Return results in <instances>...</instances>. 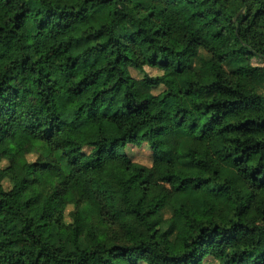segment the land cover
Listing matches in <instances>:
<instances>
[{"label":"trees","instance_id":"1","mask_svg":"<svg viewBox=\"0 0 264 264\" xmlns=\"http://www.w3.org/2000/svg\"><path fill=\"white\" fill-rule=\"evenodd\" d=\"M261 191L264 0H0V264H264Z\"/></svg>","mask_w":264,"mask_h":264},{"label":"rangeland","instance_id":"2","mask_svg":"<svg viewBox=\"0 0 264 264\" xmlns=\"http://www.w3.org/2000/svg\"><path fill=\"white\" fill-rule=\"evenodd\" d=\"M86 44H87L86 42H78L77 43V49H80V48L86 46ZM148 71L153 73V74H156V71H154V70L148 69ZM132 74L135 77L140 76V74L134 70H132ZM129 152L131 153L134 161L141 163V164H144V165H150L151 164L152 156H151V152H150V149H149L147 144H143L142 146H132L129 149ZM2 165H5V163H2ZM259 196L264 197V192L261 191ZM131 224H132L133 232L137 233L140 231L136 218L131 219ZM97 229H98L99 235L101 237H104V234H105L104 227L102 225H100L99 223H97Z\"/></svg>","mask_w":264,"mask_h":264}]
</instances>
